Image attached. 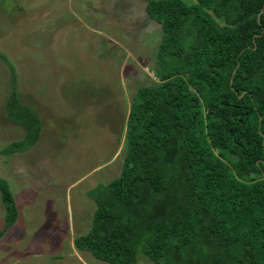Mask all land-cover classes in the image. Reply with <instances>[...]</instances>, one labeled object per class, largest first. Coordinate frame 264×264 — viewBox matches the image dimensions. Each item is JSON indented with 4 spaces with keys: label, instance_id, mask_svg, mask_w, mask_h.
<instances>
[{
    "label": "trees",
    "instance_id": "obj_1",
    "mask_svg": "<svg viewBox=\"0 0 264 264\" xmlns=\"http://www.w3.org/2000/svg\"><path fill=\"white\" fill-rule=\"evenodd\" d=\"M145 10L163 32L158 82L134 93L121 172L88 191L92 227L74 245L107 264H264V0ZM6 116L25 138L4 155L39 139L41 119L15 91ZM0 195L1 239L19 212L3 178Z\"/></svg>",
    "mask_w": 264,
    "mask_h": 264
},
{
    "label": "rangeland",
    "instance_id": "obj_2",
    "mask_svg": "<svg viewBox=\"0 0 264 264\" xmlns=\"http://www.w3.org/2000/svg\"><path fill=\"white\" fill-rule=\"evenodd\" d=\"M149 1L0 0V178L19 212L0 239V264H107L74 240L92 227L88 191L121 172L134 93L158 82L163 32ZM13 91L42 130L4 155L25 138L6 116ZM5 221L0 195V230ZM136 264L154 263L141 254Z\"/></svg>",
    "mask_w": 264,
    "mask_h": 264
}]
</instances>
